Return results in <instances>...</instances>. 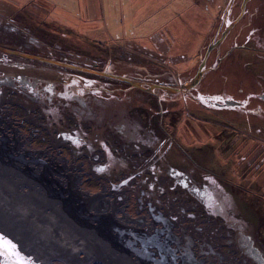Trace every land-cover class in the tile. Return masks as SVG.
<instances>
[{
	"label": "flooded vegetation",
	"instance_id": "1",
	"mask_svg": "<svg viewBox=\"0 0 264 264\" xmlns=\"http://www.w3.org/2000/svg\"><path fill=\"white\" fill-rule=\"evenodd\" d=\"M254 2L253 10L248 5L245 9L249 16L248 38L239 45L246 53L264 54V49L257 47L264 46V0ZM234 3L230 10L221 12L222 31L228 21L236 19L230 17ZM8 22L0 23V47L125 75L144 82L146 87L149 83L177 87L191 79L175 77L166 65L151 74L140 68L137 74L132 66H124L132 72L115 70L120 65L114 59L106 65L95 58V62L87 64L72 61L58 52L43 50L35 34L26 30L16 32L18 23ZM236 38L234 46L238 45ZM217 51L220 53V48ZM221 59L218 54L208 66ZM240 80L236 91L201 89L202 83L178 94L162 89L146 91L99 73L0 49V145L5 144L23 158V164L51 168L66 184L74 182L80 190L92 194L100 212L114 216L122 227L139 232L142 237L156 238L147 240L153 244L152 263L160 260L165 264H264L262 230L258 235L253 227L246 231L248 225L239 220L238 214L235 225L228 227L220 214L208 208V200L218 199L216 190L221 193L222 188L213 187L211 179L205 176L221 184L224 180L219 173L200 164L188 149L185 151L189 164L177 165L168 155L171 148L161 151L166 139L162 137L158 142L157 130L161 129L165 137H170V145L175 146L173 136L177 132L173 127L178 125L180 115L184 112L188 120L195 119L192 115L198 114V110L208 111L222 121L226 115H232L228 122L234 127L222 129L220 137L217 131L215 140L223 141L226 134L232 133L249 136L253 142L259 139L257 129L264 130L258 127L264 126V80ZM123 83L126 87L121 86ZM133 90L151 96L134 97ZM227 100L235 104L228 105ZM193 104L195 107H191ZM223 108L235 111L225 114ZM166 118L169 129L163 125ZM192 135L190 132L187 137ZM191 144L188 146L193 148ZM201 168L199 175L197 169ZM235 172L241 173L238 169ZM85 184L93 186L85 189ZM95 186L98 188L94 189ZM253 217L249 215L245 221L256 220L257 216Z\"/></svg>",
	"mask_w": 264,
	"mask_h": 264
},
{
	"label": "rangeland",
	"instance_id": "2",
	"mask_svg": "<svg viewBox=\"0 0 264 264\" xmlns=\"http://www.w3.org/2000/svg\"><path fill=\"white\" fill-rule=\"evenodd\" d=\"M24 1L0 0V23H9V20L15 21L18 23V27L15 29L16 32L24 30V32L35 34L39 38V44L40 42L42 43L40 48L49 53L58 52L68 56V59L72 61L83 64L92 63L94 61L92 58H95L100 59L101 65L102 63L106 65L109 60L114 59L115 61L118 60L120 65L115 70L132 72L133 69L135 73L140 68H144L143 70L151 74L159 70V67H163L162 65H166L170 67L175 77L178 76L183 80L192 78L198 72L209 45L221 37L223 33L221 28L223 25L220 21L221 12L222 10H228L231 3V0H194L192 3H189L190 0H140L141 4L147 3L148 7L146 9L140 8L138 11L133 9L124 11L123 8H115L119 5V2L116 3L115 7H110L106 4L101 7L103 23L100 30H91L87 31V33L75 32L76 34L71 35L63 28V30L57 29L56 25L46 20L45 11H43L44 7L42 8L40 5L35 4L28 8H18L21 5H25ZM243 1H235L231 18L236 17L237 19L239 17L238 12ZM250 1L247 3L248 7L247 5L246 7L253 10L255 2L254 0ZM14 5H17V8ZM122 11H124L125 21L121 18ZM111 12H113L112 16ZM134 12L138 13L135 14ZM134 15L136 18H132ZM106 19L108 23H106ZM134 21L136 24L139 22L137 24L139 28L134 29ZM248 21L249 16L245 15L244 11L243 16L232 26L221 45L210 51L207 59L208 65L215 61L218 54L222 59L219 61L218 66L210 70L200 82V84L202 83L201 85L199 84L202 86L201 89L221 91L223 88H227L229 91H236V86L238 84L241 85L240 79L248 81L264 80V54H249L240 49L239 44L244 43L246 37L248 38V27L246 25ZM144 28L150 34L139 35V39L128 41L135 45H130L124 40H117L124 36H135ZM158 29L165 30L166 35L172 40L171 42L179 46L182 51L180 54L175 53L174 57L170 58V60L166 59L167 61L162 63L155 58L151 59L144 54L129 51L133 50V48L135 51H137L136 49H141L139 47L136 48V45L151 49L147 39H150L153 35L152 33H157ZM235 38L238 40V45L236 46L233 45ZM5 40L6 42H12L7 38ZM251 44L252 46H257L253 42ZM233 47H236V49H233ZM257 47L264 49V46L259 44ZM219 48L220 53L217 51ZM159 53L164 54L161 51ZM162 56L164 57V55ZM159 58L162 57L160 56ZM175 59H177L176 62L172 63ZM120 61H129V63L131 61L133 64L126 65ZM246 64L248 65L246 66ZM124 66H132V69H127ZM178 71H181V73L179 74ZM126 85L123 83L121 86L126 87ZM246 85L249 86V82H246ZM131 93L134 97L151 96L141 90H133ZM192 106L195 107L194 104ZM232 109L223 108V112L235 111ZM197 112L198 114L192 115L195 119L190 118V120L185 117L184 112L180 115L178 125L173 127V131L177 132L173 136L176 141L173 147L168 139L170 137L168 135L165 137V134H162L163 130H157L160 134L158 142L162 141V137L166 139L161 151L171 148L168 154L169 157L172 156L171 158L177 162V165L186 166L190 162L187 159L189 156L185 151L188 149V153L194 156L200 164L202 162L208 169L217 171L220 178H223L221 180H224L221 184L216 181L215 184L211 176H205L208 177L207 180L211 179L213 187L222 188L221 193L218 188L216 190L219 191L218 199H215L214 202L208 200L210 204L207 203V205L210 211L220 214L225 219L228 227L234 226L235 221H238L237 218L239 217L236 214L241 215L242 217L240 216L241 219L239 220L243 224L248 225L246 231L253 227L254 233L258 235L259 230L260 232L262 230L263 236L261 235V237L264 240V164H262L264 159V151H262L264 130L260 131V129H257L256 137L261 139L259 138L255 142L249 140V136L234 133L226 134L223 137V141L215 140L217 131L220 132L217 137H220L222 129L231 130L234 127L228 122L232 115H226L224 121H222L220 118L211 116L208 111L198 110ZM215 116H218V114ZM164 121L163 125L166 129H169V119L166 118ZM258 127L264 128V126ZM240 128H243V126ZM190 132L193 135L188 138L187 134ZM253 135H255V132ZM152 137L155 138V136ZM204 142L206 143L203 144ZM189 143H193L191 144L193 148L188 146ZM236 169L241 173H236ZM197 170L198 174L202 175V168ZM90 186L92 187L93 185L85 184L84 188L90 189ZM93 188L98 187L95 186ZM208 188L211 189L209 186ZM249 215H252V218L257 216L256 220L250 218L251 222H246L245 219L247 220ZM236 240L239 241L238 239ZM50 264L67 263L62 259H54Z\"/></svg>",
	"mask_w": 264,
	"mask_h": 264
},
{
	"label": "water",
	"instance_id": "3",
	"mask_svg": "<svg viewBox=\"0 0 264 264\" xmlns=\"http://www.w3.org/2000/svg\"><path fill=\"white\" fill-rule=\"evenodd\" d=\"M234 1L231 0L228 10L231 9ZM248 1H243L242 12L239 17L235 20L228 21L221 37L209 45L200 63L198 72L190 80L181 83L177 87L156 83H149L146 87L144 82L125 75L104 70L98 71L81 65L14 51L4 47H0V49L83 71L99 73L113 79L128 82L132 86L146 91L162 89L171 94H178L181 91L189 92L200 84L210 70L218 66L220 60L214 66H208V55L213 48L221 45L232 29V26L243 16ZM226 103L228 105L235 104L231 100H227ZM20 160H23V158L13 154V151L8 146L5 144L0 145V182L4 181L7 183L10 182V179L14 182L15 186L7 191L11 194V199L26 198L28 204L25 207V211L29 216H33L36 212L38 213L34 216L41 215L42 213L44 215L54 214L59 216L56 227V230H58V238L62 237L63 242L67 243L70 237H73V241L83 247L72 256L66 250L64 251L63 248L59 250V248H56L58 245H54L52 240H48V246L45 250L48 260L44 264H50L54 259H62L67 264H76L78 262L86 264L87 261H90L91 264H165L160 260L152 263L154 259L152 258L154 257L152 251L153 244H149L147 240H156V238L142 237L139 232H133L124 226L122 227L114 219V216H108L100 212L95 197L92 194L80 190L74 182L66 184L56 174L54 175L51 168L27 166ZM3 215V211L1 210L0 264H18V257L24 258L26 254L31 257L33 254H36L32 251L30 242H22L27 241L25 236H23L22 243H20L21 235H28L27 233L30 232V229L27 226L22 227V233L16 235L14 233V226L6 221ZM70 230H75V232L70 233ZM9 235L11 237L10 239L8 238ZM155 245L159 246L157 244ZM159 249L161 250V247ZM38 256L45 258L41 254H38ZM25 258L24 260L29 259L27 257Z\"/></svg>",
	"mask_w": 264,
	"mask_h": 264
},
{
	"label": "crops",
	"instance_id": "4",
	"mask_svg": "<svg viewBox=\"0 0 264 264\" xmlns=\"http://www.w3.org/2000/svg\"><path fill=\"white\" fill-rule=\"evenodd\" d=\"M24 2L25 5H21L18 8H28L34 6L35 4L40 5L42 8L44 7L43 11H45L46 20L49 23L56 25L57 29H64L71 35L76 34L75 32L87 33V31L91 30H100L103 23V20L101 18V7H104V5L106 4H108L110 7H115L116 3L119 2V5L115 8L120 7L123 8L124 11L126 9H133L135 11H138L140 8L146 9L148 7L147 3L141 4L140 0H25ZM192 2H194V0H190L189 3ZM16 6L14 5V7ZM124 11L121 12V18L124 19L123 21H125ZM137 13L138 12H136L135 14ZM112 14L113 12H111V16ZM132 18H136L135 15ZM106 23H108L107 19ZM137 24H134V29L139 28ZM138 31H140V29H138ZM148 33L149 32H146L144 28L135 36H124L123 38L117 40H124L130 45H135L128 41L134 40L136 38L139 39L140 36ZM152 34L153 35L150 37V39H147L149 41L147 43H149V48L151 49H146L141 47L140 45H136V48L139 47L141 49H136L137 51H135V49L133 48V50L129 51L144 54L146 56H149L151 59L155 58L162 63L163 61H167L166 59L170 60V58L174 57L175 53L180 54V52H182L179 46L171 42L172 40L166 35L165 30L158 29L157 33L155 32ZM79 39L81 38L79 37ZM159 51L164 54H160ZM162 55H164V57ZM160 56L162 58H159ZM176 60L177 59L173 60L172 63L176 62ZM178 73L180 74L181 71H178Z\"/></svg>",
	"mask_w": 264,
	"mask_h": 264
},
{
	"label": "bare ground",
	"instance_id": "5",
	"mask_svg": "<svg viewBox=\"0 0 264 264\" xmlns=\"http://www.w3.org/2000/svg\"><path fill=\"white\" fill-rule=\"evenodd\" d=\"M13 186H15L14 182L11 181L7 183L4 181L0 182V211H3V216H5L6 221L14 226V233H16V235L22 233V227L27 226L30 229V232L27 233L28 235H21L20 243L30 242V245H32V251L36 254H33L31 257L26 254L25 257L29 259L24 260V264H44V262L48 260L46 258L47 253L45 252L48 246V240H52L54 245H58L56 248H59V250H62L63 248L64 251L66 250L72 256L83 248L81 245H78L73 241V237H70L67 243L63 242L62 237L58 238V230H56V227L59 216L54 214L44 215L43 213L41 215L34 216L38 212H36L33 216H29L25 211V207L28 204L26 198H19L17 200L11 199V194L7 192L8 190H11ZM74 232L75 230H70V233ZM23 236L26 237L27 241H22ZM8 238H11L10 235ZM53 248L55 247L53 246ZM38 254L44 255L45 258L43 256H38ZM17 263L21 264L20 260ZM76 264L85 263L78 262ZM86 264H88V262H86Z\"/></svg>",
	"mask_w": 264,
	"mask_h": 264
},
{
	"label": "snow or ice",
	"instance_id": "6",
	"mask_svg": "<svg viewBox=\"0 0 264 264\" xmlns=\"http://www.w3.org/2000/svg\"><path fill=\"white\" fill-rule=\"evenodd\" d=\"M18 259L20 260L21 264H24V258L23 257H18Z\"/></svg>",
	"mask_w": 264,
	"mask_h": 264
}]
</instances>
